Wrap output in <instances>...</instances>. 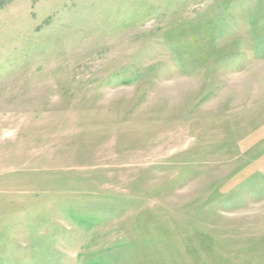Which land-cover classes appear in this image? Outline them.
Masks as SVG:
<instances>
[{"label":"rangeland","instance_id":"1","mask_svg":"<svg viewBox=\"0 0 264 264\" xmlns=\"http://www.w3.org/2000/svg\"><path fill=\"white\" fill-rule=\"evenodd\" d=\"M0 264H264V0H0Z\"/></svg>","mask_w":264,"mask_h":264}]
</instances>
